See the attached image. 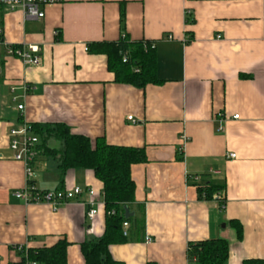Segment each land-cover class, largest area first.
Masks as SVG:
<instances>
[{"label": "crops", "instance_id": "crops-1", "mask_svg": "<svg viewBox=\"0 0 264 264\" xmlns=\"http://www.w3.org/2000/svg\"><path fill=\"white\" fill-rule=\"evenodd\" d=\"M43 12L25 18L0 7L1 40L40 49L39 64L26 65L0 46V264H17L21 247L59 239L68 242L66 264H85L81 243L104 231L102 183L93 171L69 169L60 182L56 161L38 144L32 185L82 193L56 206L14 196L26 174L8 133L34 123L144 149L146 161L130 169L143 236L110 246L113 259L189 264L188 242L218 238L228 242L227 264L264 259V0H63ZM124 34L155 42L162 83L115 82L107 56L90 51ZM22 83L27 92H12ZM205 184L219 188L210 199L200 194ZM91 199L97 212L89 220ZM230 220L241 224L240 240Z\"/></svg>", "mask_w": 264, "mask_h": 264}, {"label": "trees", "instance_id": "trees-1", "mask_svg": "<svg viewBox=\"0 0 264 264\" xmlns=\"http://www.w3.org/2000/svg\"><path fill=\"white\" fill-rule=\"evenodd\" d=\"M120 15L123 16L122 10ZM1 37L0 22V40ZM89 47L90 51L107 56L108 70L113 73L115 82L140 88L150 83H162L156 76L153 41H131L124 34L117 41L97 42ZM29 126L38 137V149L41 154L56 161L60 182L63 181L65 171L84 168L92 170L94 176L102 183L104 231L100 237L81 243L85 264H123L111 257L109 247L143 236L144 213L139 205H135V184L130 169L132 165L146 161L144 149L110 145L103 138L92 141L86 136L71 132L70 128L62 123H34ZM51 141L58 142L59 147L50 146ZM198 188L206 199L212 198L219 190L209 184L200 185ZM124 206L133 213L131 217L124 216ZM123 222L128 223L126 235H123ZM230 225L240 240L241 224L230 220ZM67 246L65 239H59L48 247H21V260L17 264H66ZM228 252V242L222 238L190 241L187 245L189 264H227ZM242 264H264V259H245Z\"/></svg>", "mask_w": 264, "mask_h": 264}, {"label": "built area", "instance_id": "built-area-1", "mask_svg": "<svg viewBox=\"0 0 264 264\" xmlns=\"http://www.w3.org/2000/svg\"><path fill=\"white\" fill-rule=\"evenodd\" d=\"M63 0H0V7L5 10L19 9L25 18L41 19L44 16L43 8L49 5L57 4ZM0 46L4 48V54L9 57L19 58L26 65H37L40 62V49L37 45L27 46H15L6 44L0 40ZM16 89H20L22 92H27L29 87L25 84H19L12 86L11 90L14 92ZM15 100V97L13 98ZM17 110H23L24 106L21 103L17 104ZM233 118H238V115H234ZM132 120L131 117H128ZM30 126L22 124L20 126L10 128V149L13 151V158L21 161L25 166L26 185L22 190L14 192V196L17 199L22 200L24 203H38L45 202L52 206H56L60 203L66 202L80 195L82 190L79 187L72 189H57V190H37L32 185L33 169L32 163L37 156V144L38 138L34 135H30ZM235 155L229 153L228 157L233 158ZM88 196H93L92 190H87ZM90 207L86 212V217L92 220L96 214V209L93 208V200H90ZM128 227L127 222H123V235H126V229ZM146 243L151 242L149 237H144Z\"/></svg>", "mask_w": 264, "mask_h": 264}, {"label": "water", "instance_id": "water-1", "mask_svg": "<svg viewBox=\"0 0 264 264\" xmlns=\"http://www.w3.org/2000/svg\"><path fill=\"white\" fill-rule=\"evenodd\" d=\"M123 209H124V216L126 218L131 217L133 215V213L128 210L127 206H124Z\"/></svg>", "mask_w": 264, "mask_h": 264}, {"label": "rangeland", "instance_id": "rangeland-1", "mask_svg": "<svg viewBox=\"0 0 264 264\" xmlns=\"http://www.w3.org/2000/svg\"><path fill=\"white\" fill-rule=\"evenodd\" d=\"M54 142H55V143H57V144H56V146H57V147H59V144H58V142H56V141H54Z\"/></svg>", "mask_w": 264, "mask_h": 264}]
</instances>
